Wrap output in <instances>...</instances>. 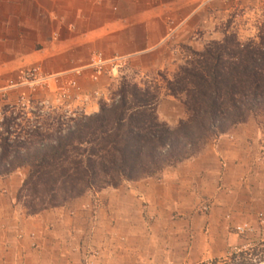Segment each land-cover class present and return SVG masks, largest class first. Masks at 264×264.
I'll list each match as a JSON object with an SVG mask.
<instances>
[{
  "label": "trees",
  "instance_id": "1",
  "mask_svg": "<svg viewBox=\"0 0 264 264\" xmlns=\"http://www.w3.org/2000/svg\"><path fill=\"white\" fill-rule=\"evenodd\" d=\"M161 83L124 78L95 113L31 99L0 111V178L27 168L17 201L28 215L60 207L88 191L157 176L252 116L264 114V21L255 37L235 32L209 41ZM188 115L172 127L159 118L162 90ZM233 253L224 264H256L264 255ZM197 264H220L219 259Z\"/></svg>",
  "mask_w": 264,
  "mask_h": 264
},
{
  "label": "crops",
  "instance_id": "2",
  "mask_svg": "<svg viewBox=\"0 0 264 264\" xmlns=\"http://www.w3.org/2000/svg\"><path fill=\"white\" fill-rule=\"evenodd\" d=\"M249 1L252 0H0V85L5 81L6 67L33 60L38 51L49 52L51 60L67 69L63 71L67 80L78 81L74 105L85 113H95L99 98L92 88L105 95L114 78L102 74L98 81L92 80L91 52L144 58V68L171 72L182 61L173 56L181 44L202 50L207 41L221 36L210 25L226 19L233 5ZM165 52L172 56L166 59ZM180 102L164 93L158 113L167 105L180 108ZM164 120L173 126L180 117ZM249 128L247 123L238 124L200 154L165 169L156 179L144 178V200L152 202V193L162 190L192 197H210L225 191L230 170L241 165L243 150L247 154L250 143L259 142L260 130L239 139L238 131ZM22 182L18 171L0 179V264H68L64 252L68 236L81 219L95 218L92 195L87 192L64 206L28 215L17 204ZM128 186L108 187L97 196L112 203L116 197L134 191ZM206 225L205 222L199 236L204 241L209 231Z\"/></svg>",
  "mask_w": 264,
  "mask_h": 264
},
{
  "label": "rangeland",
  "instance_id": "3",
  "mask_svg": "<svg viewBox=\"0 0 264 264\" xmlns=\"http://www.w3.org/2000/svg\"><path fill=\"white\" fill-rule=\"evenodd\" d=\"M232 7L226 19L210 25L221 33L216 40L226 32H235L242 40L255 37L264 21V0L238 3ZM178 49L180 52H174L173 56L182 58V61L171 72L144 68V58L131 59L120 53L106 56L98 50L91 52L92 80L98 81L102 74L114 78L105 95L97 94V89L92 88L99 98V106L102 101L110 99L124 78L142 86L164 84L159 74L166 73L171 77L194 48L181 44ZM36 55L18 67L5 68V81L0 85V111L5 104L20 99L26 104L31 99H38L46 105L84 112L73 103L79 91L77 79L67 80L63 73L67 69L51 60L49 52L41 50ZM163 56L169 59L172 54L165 52ZM96 62H101L100 72H97ZM73 81H76L75 85ZM164 93H168L166 89L162 90L161 98ZM180 104V108L167 105L161 114L158 113L159 118L162 121L165 117L173 120L186 118L188 111L182 102ZM245 123L250 128L238 131L239 139L252 134L253 130H260L259 142L250 143L247 154L243 150L239 157L242 158L241 165L230 170L226 190L217 195L192 197L162 190L152 193L154 199L148 202L144 200V178L124 181L122 184L129 185L134 191L116 197L112 203L100 200L99 191H88L94 199L95 218L76 222V228L74 226L64 245L68 264H197L214 259L224 264L223 259L240 251H246L247 257L264 255V114L252 116ZM218 137L207 145L213 144ZM16 171L24 180L27 168ZM17 204L24 209L18 201ZM205 222L209 231L204 241L199 236ZM239 226L245 230L241 232ZM252 253H258V256ZM256 264H264V261Z\"/></svg>",
  "mask_w": 264,
  "mask_h": 264
},
{
  "label": "built area",
  "instance_id": "4",
  "mask_svg": "<svg viewBox=\"0 0 264 264\" xmlns=\"http://www.w3.org/2000/svg\"><path fill=\"white\" fill-rule=\"evenodd\" d=\"M95 65L98 67L97 72H100L101 71V68H102L101 62H96ZM73 84L75 85L76 84V81H73ZM205 208H206V206H205ZM238 230H240L241 232H243L245 230V227L239 226L238 227Z\"/></svg>",
  "mask_w": 264,
  "mask_h": 264
}]
</instances>
